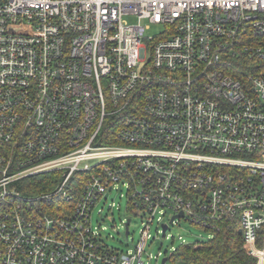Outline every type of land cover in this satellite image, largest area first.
Returning a JSON list of instances; mask_svg holds the SVG:
<instances>
[{
  "label": "built area",
  "instance_id": "1",
  "mask_svg": "<svg viewBox=\"0 0 264 264\" xmlns=\"http://www.w3.org/2000/svg\"><path fill=\"white\" fill-rule=\"evenodd\" d=\"M125 188L122 250L92 216ZM181 222L264 264V0H0V264H147Z\"/></svg>",
  "mask_w": 264,
  "mask_h": 264
},
{
  "label": "trees",
  "instance_id": "2",
  "mask_svg": "<svg viewBox=\"0 0 264 264\" xmlns=\"http://www.w3.org/2000/svg\"><path fill=\"white\" fill-rule=\"evenodd\" d=\"M59 172L40 173L28 176L19 184L25 194L40 195L52 192L60 180ZM55 202V200L53 199ZM214 238L200 243L181 244L170 257V264H258L257 256L250 255L246 243L235 223L223 222ZM264 229L259 240L262 245Z\"/></svg>",
  "mask_w": 264,
  "mask_h": 264
},
{
  "label": "rangeland",
  "instance_id": "3",
  "mask_svg": "<svg viewBox=\"0 0 264 264\" xmlns=\"http://www.w3.org/2000/svg\"><path fill=\"white\" fill-rule=\"evenodd\" d=\"M126 19L129 22H134L136 19L135 17H126ZM158 30L150 29L148 30L149 35H157ZM122 193H125L122 195ZM129 200V194L127 191V188L122 189V191H114L110 198L108 199L109 203H114V208H113V217L110 216V218H114L116 222H112L109 219L106 221H102L103 216H105V212L100 216L97 214V211L94 212V215L92 216V222L95 227L99 226V224H102V227H105L106 230L104 231V234L109 236L112 235L113 238H110L108 240V243L111 246H114L115 248H120L122 250H126L128 248L127 243H128V238L126 236V227L123 226V219L126 218V212L127 209L129 208L128 204ZM101 206H105L107 209V204H101L99 205V208ZM132 235H129L130 237L133 236L134 240L130 238V243L133 241H138L140 239V230L143 227V221H141L140 218H133L132 219ZM114 224H116L114 226ZM156 228L157 224L153 225L152 228V236L153 238L151 240L154 241V245L152 248L148 249L149 253L153 254V256H156L160 251H163L164 253L171 249L172 247L178 248L182 244V239L179 238L178 234H181L183 238L185 239L186 242L188 243H193L194 241L201 240L203 237L207 238L208 234L201 228L197 227L196 225H191L190 223L187 222H181V226H175L172 227L168 232L167 236L163 237L162 234H160V238L157 237L156 235ZM163 237V238H162ZM155 239V240H154ZM150 240V241H151ZM250 254V253H249ZM251 255V254H250ZM145 255L144 261L147 264H162L163 258L165 257V254H163L162 257L159 259ZM166 264H170L169 262Z\"/></svg>",
  "mask_w": 264,
  "mask_h": 264
},
{
  "label": "water",
  "instance_id": "4",
  "mask_svg": "<svg viewBox=\"0 0 264 264\" xmlns=\"http://www.w3.org/2000/svg\"><path fill=\"white\" fill-rule=\"evenodd\" d=\"M179 215H183V213H180ZM173 219V218H172ZM168 227V225L167 224H164V228L166 229ZM166 260H167V257H164L163 258V261H162V264H165V262H166Z\"/></svg>",
  "mask_w": 264,
  "mask_h": 264
}]
</instances>
